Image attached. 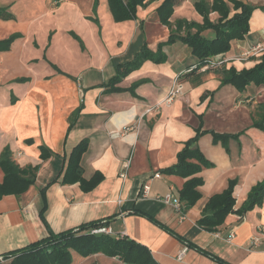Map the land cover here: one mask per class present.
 Instances as JSON below:
<instances>
[{
  "label": "crops",
  "instance_id": "0c3cea01",
  "mask_svg": "<svg viewBox=\"0 0 264 264\" xmlns=\"http://www.w3.org/2000/svg\"><path fill=\"white\" fill-rule=\"evenodd\" d=\"M198 1L184 0L171 22L202 24ZM225 1L233 16L231 0ZM237 1L257 7L250 32L226 54L227 67L242 70L264 56V51L249 55L254 46L264 45V0ZM148 2L136 19L117 22L108 0H0V159L9 150L20 168L39 166L25 193L0 200V256L49 231L59 234L103 219L113 235L145 245L160 264H222L203 251L228 264H264V202L243 217L230 213L214 232L198 225L208 200L231 181H237L238 210L264 180V130L254 124L261 120L264 86L240 93L222 85L219 71L200 70L180 81L182 90L172 94L196 60L184 42L169 43L171 30L158 15L163 0ZM219 18L217 12L210 14L213 23ZM202 36L212 39L215 32L205 30ZM145 50L166 60L139 61ZM135 61L138 68L112 83L122 65ZM197 130L203 134L196 146L213 166L197 175L204 180L202 198L185 209L180 191L187 179L165 170L176 164ZM83 140L88 141L81 159L84 178L104 177L90 192L79 182H63L70 154ZM41 147L51 154L46 160ZM129 159L128 177L122 180V164ZM156 173L161 178H154ZM3 179L0 168V183ZM145 184L150 185L147 196L142 195ZM167 195L170 203L163 201ZM43 208L47 225L40 217ZM231 233L235 238L229 241ZM72 255V264H124L102 254Z\"/></svg>",
  "mask_w": 264,
  "mask_h": 264
},
{
  "label": "trees",
  "instance_id": "16d2710c",
  "mask_svg": "<svg viewBox=\"0 0 264 264\" xmlns=\"http://www.w3.org/2000/svg\"><path fill=\"white\" fill-rule=\"evenodd\" d=\"M183 1L163 0L162 5L158 8L160 20L171 30L169 43L177 40L184 42L191 48L192 56L196 60V64L185 75L180 76L178 81L180 82L186 77L194 76L196 72L213 62L217 66L215 68L209 67L206 70L219 71L222 85H233L240 93L246 91L250 86H264V56L254 67L242 70H238L234 66L227 67L229 60L226 57V54L231 51L233 44L236 41L244 40L250 32V18L257 7L241 1L231 0L230 2L233 4L236 13L230 16L231 11L225 0H213L212 3L200 0L195 3V8L203 17L202 24L188 22L187 20H178L172 23L170 19L174 14L175 8ZM148 3V0H108L114 20L117 22L136 19L138 9L146 7ZM213 12H217L220 15L217 23H213L210 20V14ZM209 29L215 32V36L212 39L202 36V32ZM162 57L158 58L152 52L145 50L138 57V60L151 59L160 63L166 60V57ZM138 66L139 62L137 61L122 65L119 68L118 76L112 83L119 82ZM261 109L262 112L259 113L261 120L256 121L254 124L264 130V104L261 105ZM202 134L201 130H197L196 136L189 140L179 152L176 164L165 170L168 174L179 175L187 179L183 189L180 191V199L184 202L185 209L195 206L202 198L199 187L203 185L204 180L197 175L203 169L213 166L196 146L197 140ZM215 138L222 137L215 135ZM87 148V140L81 141L73 148L63 179L64 183L79 182L84 192L94 190L104 179L101 174L94 175L90 180L84 178L81 159ZM41 150L42 159H48L51 154L47 152L46 148L41 147ZM0 168L4 172L3 182L0 183V200L7 195L19 196L25 193L35 183L37 171L39 170V166L20 168L12 160L9 150L2 154ZM236 185L237 181H231L224 192L214 195L208 200L203 209L202 217L198 221L200 228L214 232L224 224L230 213H237L243 217L255 206L263 204L264 180L252 188L247 202L240 209L235 210L234 189ZM180 210L182 209L180 208ZM44 211L45 209L43 208L40 212V217L45 222ZM134 213L146 217L165 232L183 242L187 247H195L190 241L185 240L184 237L158 222L155 218L138 210H135ZM108 222L109 220L103 219L94 220L59 234L49 231L47 237L37 242L2 254L0 256L2 257L0 264H5L7 261H10L9 264H72V251L84 258L97 254L110 258L119 257V260L124 264H160L145 245L133 239L124 235L116 236L112 232L92 233V230L96 228H108ZM202 253L211 256L222 264H228L226 261L206 251Z\"/></svg>",
  "mask_w": 264,
  "mask_h": 264
},
{
  "label": "built area",
  "instance_id": "2783aa9c",
  "mask_svg": "<svg viewBox=\"0 0 264 264\" xmlns=\"http://www.w3.org/2000/svg\"><path fill=\"white\" fill-rule=\"evenodd\" d=\"M264 51V45L263 44H257L256 46H254L252 48V50L250 51L249 55L253 54V55H259L261 53H263ZM217 66V64L213 63V62H210L208 64V66L202 68L201 70H206L208 69L209 67L210 68H215ZM182 90V86H181V83L178 81L177 83V86H176V89L172 91V94H175V93H178ZM130 166H131V159L125 161L123 164H122V168H121V171H120V174H119V177L122 179V180H126L127 177H128V172L130 170ZM154 178H161V175L159 173H156L154 175ZM150 191V185L149 184H145L143 185L142 187V195L144 196H147L148 193ZM172 200V196L171 195H167L163 198V201L165 203H170V201ZM120 204H122V200L119 201ZM176 207L177 209L179 210V212L181 211L180 210V205L179 204H176ZM92 233L93 234H99V233H111V230L107 227H101V228H96L94 230H92ZM235 238V234L234 233H231L229 236H228V240L229 241H232L233 239ZM187 251V248H184V250H182L181 254H179L178 258L179 259H182L183 256H184V253ZM0 260H2V257H0Z\"/></svg>",
  "mask_w": 264,
  "mask_h": 264
},
{
  "label": "rangeland",
  "instance_id": "374dc122",
  "mask_svg": "<svg viewBox=\"0 0 264 264\" xmlns=\"http://www.w3.org/2000/svg\"><path fill=\"white\" fill-rule=\"evenodd\" d=\"M9 263H10V261L5 262V264H9ZM102 264H118V263H116L115 261H107V262H102Z\"/></svg>",
  "mask_w": 264,
  "mask_h": 264
},
{
  "label": "water",
  "instance_id": "95a60500",
  "mask_svg": "<svg viewBox=\"0 0 264 264\" xmlns=\"http://www.w3.org/2000/svg\"><path fill=\"white\" fill-rule=\"evenodd\" d=\"M117 260H119V257H116Z\"/></svg>",
  "mask_w": 264,
  "mask_h": 264
}]
</instances>
